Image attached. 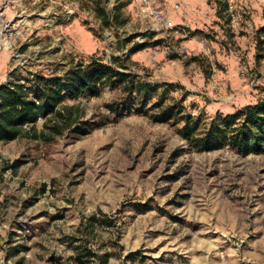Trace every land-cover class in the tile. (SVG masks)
Instances as JSON below:
<instances>
[{"label": "rangeland", "instance_id": "rangeland-1", "mask_svg": "<svg viewBox=\"0 0 264 264\" xmlns=\"http://www.w3.org/2000/svg\"><path fill=\"white\" fill-rule=\"evenodd\" d=\"M6 8L0 87L114 57L136 82L173 86L153 95L147 115L121 116L116 109L137 102L105 86L66 102L81 119L54 142L0 143V264H264V154L198 152L179 117L152 119L163 96L165 107L181 101L203 133L264 100V0Z\"/></svg>", "mask_w": 264, "mask_h": 264}, {"label": "trees", "instance_id": "trees-1", "mask_svg": "<svg viewBox=\"0 0 264 264\" xmlns=\"http://www.w3.org/2000/svg\"><path fill=\"white\" fill-rule=\"evenodd\" d=\"M114 19L119 23L118 15ZM260 34H264V27ZM127 68L121 58L114 57L112 63L94 60L87 66L78 65L63 77L37 75L29 84L17 81L9 87H0V143L20 138L54 142L81 119L80 109L66 102L98 97L105 86H121L131 101L137 102V107L130 103L125 109H116L117 116H121L122 111L147 115L146 106L153 95L173 85L151 86L136 82L135 76L119 71ZM160 98L152 108L154 122L165 124L179 117L184 124L183 138L198 152L230 148L246 156L264 154V100L232 115L217 116L201 133L194 117L182 115L185 108L181 101L165 107L166 100L163 96ZM41 119L44 124L39 129L37 123Z\"/></svg>", "mask_w": 264, "mask_h": 264}, {"label": "built area", "instance_id": "built-area-1", "mask_svg": "<svg viewBox=\"0 0 264 264\" xmlns=\"http://www.w3.org/2000/svg\"><path fill=\"white\" fill-rule=\"evenodd\" d=\"M12 0H0V19L5 17L6 15V7H8V5L11 4ZM146 4H148V1L150 0H143ZM175 10L179 9V6H175L174 7ZM152 13H155V17L158 19H160V15L158 14L159 12L157 11H153ZM3 23V22H2ZM3 31H0V41H4L5 38L10 34L9 31L11 30L9 23H5L3 24ZM11 36V34H10ZM12 37V36H11ZM1 43V42H0ZM12 48V47H11Z\"/></svg>", "mask_w": 264, "mask_h": 264}, {"label": "bare ground", "instance_id": "bare-ground-1", "mask_svg": "<svg viewBox=\"0 0 264 264\" xmlns=\"http://www.w3.org/2000/svg\"><path fill=\"white\" fill-rule=\"evenodd\" d=\"M1 42H3V41H1Z\"/></svg>", "mask_w": 264, "mask_h": 264}]
</instances>
